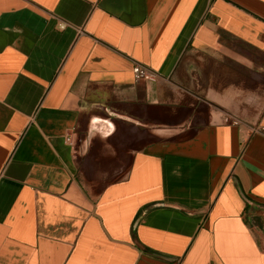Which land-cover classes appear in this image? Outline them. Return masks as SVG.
<instances>
[{
	"label": "crops",
	"instance_id": "0c3cea01",
	"mask_svg": "<svg viewBox=\"0 0 264 264\" xmlns=\"http://www.w3.org/2000/svg\"><path fill=\"white\" fill-rule=\"evenodd\" d=\"M260 126L264 0H0V264H264Z\"/></svg>",
	"mask_w": 264,
	"mask_h": 264
},
{
	"label": "built area",
	"instance_id": "2783aa9c",
	"mask_svg": "<svg viewBox=\"0 0 264 264\" xmlns=\"http://www.w3.org/2000/svg\"><path fill=\"white\" fill-rule=\"evenodd\" d=\"M60 26L64 27L65 23H61ZM133 75L136 82L156 81L158 78V74L155 71L140 61H133ZM257 131L264 134V126L258 127ZM66 139L69 143H72L70 135H68Z\"/></svg>",
	"mask_w": 264,
	"mask_h": 264
}]
</instances>
